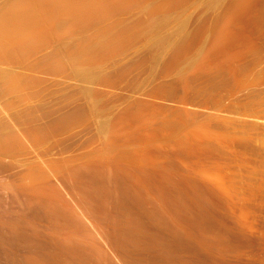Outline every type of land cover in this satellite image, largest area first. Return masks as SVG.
Wrapping results in <instances>:
<instances>
[{
	"label": "rangeland",
	"instance_id": "rangeland-1",
	"mask_svg": "<svg viewBox=\"0 0 264 264\" xmlns=\"http://www.w3.org/2000/svg\"><path fill=\"white\" fill-rule=\"evenodd\" d=\"M33 1L0 0V264H264V0Z\"/></svg>",
	"mask_w": 264,
	"mask_h": 264
},
{
	"label": "bare ground",
	"instance_id": "bare-ground-1",
	"mask_svg": "<svg viewBox=\"0 0 264 264\" xmlns=\"http://www.w3.org/2000/svg\"><path fill=\"white\" fill-rule=\"evenodd\" d=\"M46 1V0H45ZM57 1V0H56ZM60 1V0H59ZM62 1V0H61ZM60 1V2H61ZM78 1H84L85 3H87L88 5L89 4H91L93 1H95V0H78ZM34 2V1H33ZM33 2H31V4L33 3ZM39 2H40V4H42L41 2V0H35V2L33 3V7H32V10H30L31 12H29V13H27L26 14V16L28 17L27 18V20L29 19L30 20V22L31 23H33L34 25H35V27L37 26V25H39V24H41V23H43L44 21H45V16H46V14H44V13H42L40 10L41 9H43V8H40L39 6H38V4H39ZM49 2V1H48ZM58 2V1H57ZM95 2H97V1H95ZM43 3H45L46 4V2H43ZM53 3V2H52ZM51 3V4H52ZM55 3V2H54ZM65 4V3H64ZM42 5H44V4H42ZM47 5V4H46ZM56 5V4H55ZM63 5V4H62ZM31 6V5H30ZM29 6V7H30ZM58 6H59V4H58ZM15 7L16 6H14V9H15ZM43 7H45V6H43ZM62 7V6H61ZM89 7H91V5L89 6ZM21 8V7H20ZM31 8V7H30ZM52 8V7H51ZM53 8H54V6H53ZM57 8V7H56ZM65 8V7H64ZM63 8V9H64ZM13 9V7H11V8H9V9H6V10H8V11H6L5 12V14H4V16L2 17V16H0V17H2V19L0 18V37H2L3 39H5L6 41H8V43L9 42H13V41H15V42H17L18 44L21 42V44H22V37H23V34H26L27 33V31H26V29H25V32H24V29L22 28V26L20 25V24H18L19 23V18H17L18 17V14H15V10ZM50 9V8H49ZM44 10V9H43ZM54 10V9H53ZM48 11V10H47ZM17 13V12H16ZM49 14V13H48ZM53 14V13H52ZM52 14H51V17H52ZM55 15V14H54ZM53 15V16H54ZM77 17V16H76ZM47 18V17H46ZM59 18V17H58ZM52 19H54V18H52ZM55 22V21H54ZM22 23V22H21ZM45 23V22H44ZM26 24V23H25ZM24 24V25H25ZM37 24V25H36ZM27 25V24H26ZM42 26H43V24H42ZM41 26H37V29L38 28H40ZM32 30H34L35 28L33 27V25H32ZM39 30V29H38ZM46 30V29H45ZM34 32V31H33ZM25 37V36H24ZM23 37V38H24ZM27 39V38H26ZM24 40V39H23ZM7 43V42H6ZM24 43V42H23ZM30 43V42H29ZM6 45V44H5ZM19 47V46H18ZM29 48H30V45L28 46ZM84 48V47H83ZM22 50H24L23 48H22ZM12 80V79H11ZM128 228V227H127ZM129 229V228H128ZM131 229V228H130ZM127 229H123V231L124 232H122L121 233V231H120V233L121 234H119L118 235V242L120 241L121 243L123 242L122 240H124V238L126 237V236H129L128 235V233H127V231H126ZM135 231V230H134ZM131 232V231H130ZM133 233V232H132ZM128 238V237H127ZM174 238H176L177 239V237H174ZM173 238V239H174ZM180 239V238H179ZM128 240V239H127ZM126 239H125V241H127ZM170 240V239H169ZM178 240V239H177ZM18 240L17 239H13V240H11V245L12 246H15L16 245V242H17ZM124 241V242H125ZM152 241V240H151ZM168 242V243H167ZM166 243H167V245L168 244H170L169 243V241H167ZM176 242V241H175ZM178 242H181V240L179 241L178 240ZM121 243H119L120 244V246H121ZM144 243V242H143ZM149 243V242H148ZM153 243V242H152ZM152 243H149V245H148V247H150V245L152 244ZM122 244H125V243H122ZM137 245H139L138 243H136ZM147 244V243H146ZM175 244H177V242L175 243ZM180 244V243H179ZM178 244V245H179ZM145 245V244H144ZM154 245V244H153ZM172 245H174V243L172 244ZM128 246V245H127ZM170 246V245H169ZM175 246H177V245H174L173 247H175ZM179 246H181V245H179ZM124 247V245H122V248ZM131 247V246H130ZM129 247V248H130ZM145 247H147L146 245H145ZM145 247H144V249H145ZM148 247H147V249H146V252L148 251ZM165 247H167V246H165ZM164 247V248H165ZM170 247H172V246H170ZM142 248H143V246H142ZM163 248V249H164ZM166 249V248H165ZM127 251H128V249H126ZM140 250H142V249H140ZM137 251V250H136ZM167 251V250H166ZM166 251H165V253H166ZM153 253V252H152ZM163 253V252H162ZM139 254V253H138ZM154 254V257L155 256H157L158 257V255H155V253H153ZM152 255V254H151ZM170 255V254H169ZM159 256H160V254H159ZM157 257H155V259L157 260ZM167 257V256H166ZM163 258V255H162V257L160 258V259H162ZM168 259V258H167ZM158 261V260H157ZM160 261V260H159ZM168 261H169V259H168ZM155 262V261H154ZM155 264V263H154ZM162 264H165L164 262H162ZM166 264H168V263H166Z\"/></svg>",
	"mask_w": 264,
	"mask_h": 264
},
{
	"label": "crops",
	"instance_id": "crops-1",
	"mask_svg": "<svg viewBox=\"0 0 264 264\" xmlns=\"http://www.w3.org/2000/svg\"><path fill=\"white\" fill-rule=\"evenodd\" d=\"M248 62L250 66L254 64H258L259 66L258 68H261V69L255 73V76L258 77L259 79L264 80V55L258 54V56L256 57L250 56Z\"/></svg>",
	"mask_w": 264,
	"mask_h": 264
}]
</instances>
